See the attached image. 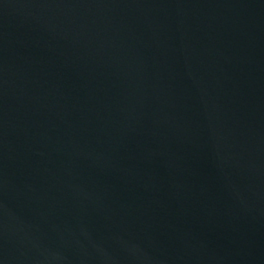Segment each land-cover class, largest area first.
Masks as SVG:
<instances>
[{
    "label": "water",
    "instance_id": "obj_1",
    "mask_svg": "<svg viewBox=\"0 0 264 264\" xmlns=\"http://www.w3.org/2000/svg\"><path fill=\"white\" fill-rule=\"evenodd\" d=\"M0 264H264V0H0Z\"/></svg>",
    "mask_w": 264,
    "mask_h": 264
}]
</instances>
